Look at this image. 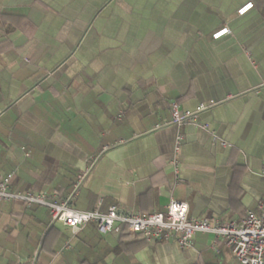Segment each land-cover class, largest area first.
<instances>
[{
    "label": "crops",
    "instance_id": "0c3cea01",
    "mask_svg": "<svg viewBox=\"0 0 264 264\" xmlns=\"http://www.w3.org/2000/svg\"><path fill=\"white\" fill-rule=\"evenodd\" d=\"M171 103L214 105L155 130ZM263 166L264 0H0V177L13 174L12 190L84 212L177 201L190 218L240 224L264 205ZM0 264L238 262L211 234L183 249L93 225L73 236L43 207L0 202Z\"/></svg>",
    "mask_w": 264,
    "mask_h": 264
},
{
    "label": "built area",
    "instance_id": "2783aa9c",
    "mask_svg": "<svg viewBox=\"0 0 264 264\" xmlns=\"http://www.w3.org/2000/svg\"><path fill=\"white\" fill-rule=\"evenodd\" d=\"M252 8L253 4L247 3L240 7L236 13L238 16H244ZM229 34L230 30L223 27L214 32L211 38L218 40ZM213 105V103L200 104L194 110L189 111L181 110L178 104L171 103V120L156 125L154 129L159 130L167 126H174L179 129L194 122L200 113ZM182 141V135L177 134L173 157L170 162L176 174L178 172L177 155ZM86 171L77 177L73 185V195L77 194ZM262 176L264 177V166ZM12 179L13 174L0 177V202L17 203L25 208L43 207L49 211L53 222H59L68 228L73 236L86 226L93 225L100 236L117 233L123 229L131 234L140 235L146 242H172L183 249L191 247L193 237L196 234H211L216 240L223 243L238 264H264L263 204L258 205L256 211L246 212L240 224L231 221L221 222L215 217L190 218L187 204L177 201L169 202L165 212L147 215L123 212L116 206H110L105 213L98 210L84 212L72 208L69 198L57 202L49 195L41 192H16L11 189ZM69 247L70 242H67L64 249H69Z\"/></svg>",
    "mask_w": 264,
    "mask_h": 264
},
{
    "label": "trees",
    "instance_id": "16d2710c",
    "mask_svg": "<svg viewBox=\"0 0 264 264\" xmlns=\"http://www.w3.org/2000/svg\"><path fill=\"white\" fill-rule=\"evenodd\" d=\"M140 236V235H139ZM142 238V237H141ZM142 240H144L143 238H142ZM145 241V240H144Z\"/></svg>",
    "mask_w": 264,
    "mask_h": 264
}]
</instances>
